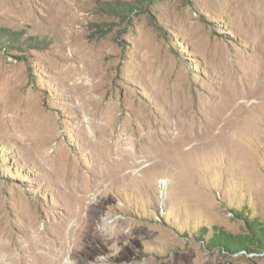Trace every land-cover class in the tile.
I'll return each instance as SVG.
<instances>
[{
  "label": "rangeland",
  "instance_id": "374dc122",
  "mask_svg": "<svg viewBox=\"0 0 264 264\" xmlns=\"http://www.w3.org/2000/svg\"><path fill=\"white\" fill-rule=\"evenodd\" d=\"M78 207L120 232L82 264H264V0H0V232Z\"/></svg>",
  "mask_w": 264,
  "mask_h": 264
},
{
  "label": "bare ground",
  "instance_id": "6f19581e",
  "mask_svg": "<svg viewBox=\"0 0 264 264\" xmlns=\"http://www.w3.org/2000/svg\"><path fill=\"white\" fill-rule=\"evenodd\" d=\"M100 100L101 99H97L94 97L92 98V96L88 97L90 106L98 104ZM97 121L103 122V119L99 118ZM101 125L105 127L107 124H105L104 122ZM93 127L95 126L93 125ZM90 129L91 127H86V137L91 142ZM44 143L46 144V142ZM97 147L101 149L100 152H102L101 158H103V163L107 164L109 168H117L120 172H122V162L124 158H139L135 151L127 149L126 142L124 138H122V136H118L115 139L114 137L113 139H105L102 142L98 143ZM56 152V150L52 151V153L54 154ZM134 163H136L135 160L133 161V164ZM66 169V173L69 174V165H66ZM72 176L74 179H78L80 177L77 172H74ZM85 190L87 191L85 192L87 194L88 190L86 188ZM99 214H97L96 216L89 209H86L85 207H78L74 215V221L67 223L59 222V231L61 229H66L67 231L68 242L66 244L57 243L58 232L56 233L55 231H53L52 234H47L45 232V229H40L37 227L38 217L36 215L30 216L28 218L29 223L28 229L26 231L27 245L24 246L22 244H16L12 239H9L7 242V239L3 235L4 233L2 234V232H0V250H3L10 254L14 252V247L16 246L21 250L26 251L29 254L28 256L41 257L47 260L49 264H60L61 261H63L65 264H82L80 263L79 259L86 255L85 249L90 248L89 244L92 243L94 239L93 236L96 233L100 234L101 230L99 228H101L102 225H107L105 231L107 234L113 235L115 237L113 239H117L118 241H120L118 239L120 232L115 227L110 226L114 223V221L105 223L103 219L100 220L101 216ZM82 224H84V227H82ZM77 243H80L81 248L77 247ZM85 264H88V262H86Z\"/></svg>",
  "mask_w": 264,
  "mask_h": 264
}]
</instances>
